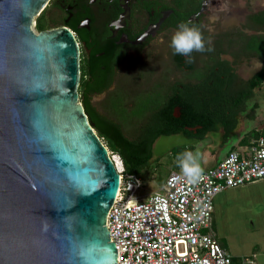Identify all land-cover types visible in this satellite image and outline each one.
Masks as SVG:
<instances>
[{"label": "water", "instance_id": "obj_1", "mask_svg": "<svg viewBox=\"0 0 264 264\" xmlns=\"http://www.w3.org/2000/svg\"><path fill=\"white\" fill-rule=\"evenodd\" d=\"M49 2L0 0V264H117L120 176L80 102L74 33L32 29Z\"/></svg>", "mask_w": 264, "mask_h": 264}, {"label": "flooded vegetation", "instance_id": "obj_2", "mask_svg": "<svg viewBox=\"0 0 264 264\" xmlns=\"http://www.w3.org/2000/svg\"><path fill=\"white\" fill-rule=\"evenodd\" d=\"M226 1L202 0L198 10L187 16L189 9L178 8L171 0L49 3L63 23L76 27L72 32L79 48L80 83H85L83 103L122 134L142 142L153 136L211 132L196 122L199 114L213 125V91L224 78L234 80V85L242 79L238 69L248 59L246 49H239V55L227 51L226 30L212 36L208 29L207 15L222 10L231 17L234 9ZM181 24L200 31L203 51H193L190 57L173 54L170 41ZM256 57L249 59L251 64L257 63ZM222 100L224 104L229 97ZM249 111H256L253 102L236 110L231 134L239 131L241 117Z\"/></svg>", "mask_w": 264, "mask_h": 264}, {"label": "built area", "instance_id": "obj_3", "mask_svg": "<svg viewBox=\"0 0 264 264\" xmlns=\"http://www.w3.org/2000/svg\"><path fill=\"white\" fill-rule=\"evenodd\" d=\"M109 155L120 176L106 222L117 264H232L210 232L213 201L226 189L264 179L262 137L251 140L242 154L228 152L197 183L173 172L160 191L147 196L137 195L142 181L125 172L120 156Z\"/></svg>", "mask_w": 264, "mask_h": 264}, {"label": "rangeland", "instance_id": "obj_4", "mask_svg": "<svg viewBox=\"0 0 264 264\" xmlns=\"http://www.w3.org/2000/svg\"><path fill=\"white\" fill-rule=\"evenodd\" d=\"M224 1L226 0H223V2ZM226 4L234 9V12L232 13L231 11L232 14L230 13L228 15H231V17L227 18V14L222 10L213 12V14L209 13L210 15H207L208 18L206 19L207 26L210 31H213L212 36L222 34V32L224 33L226 30L225 32L229 34V39L226 41L229 47L227 51H229V53L230 51L233 52V55H239L237 51L240 47H244L251 37L260 39L264 37V26L256 28L251 22L252 15L264 11V0H228ZM32 29L37 32L35 26H32ZM258 42V45L264 43L261 42V40ZM262 47H264V44ZM247 58L246 62H243L242 66L238 69V73L241 75L242 80L248 79L261 67V58L256 57L258 58V60H256L257 63L253 61L252 64L249 59H254V57L248 56ZM252 102L253 106H256V111L253 113L252 118L250 119L248 115L242 116L239 131L236 132V135H232L224 146H221L222 138L220 132H209L203 139L183 134L163 135L158 137L152 145L150 159L148 160L146 168L139 173V178L142 181V188L137 192V195L147 196L154 192H158L171 173H181L176 160L178 154L186 151H191L194 154L198 153V162L203 171L209 169L215 158L222 159L224 154L235 146L238 140L237 138H239V136L241 137L244 131L248 130L249 127H258L260 122L264 120V87L263 89L260 88L256 90L255 98L250 100L247 105L250 106ZM92 103L95 102L92 101ZM102 142L104 143V141ZM113 154L115 155L116 153ZM248 233H250V231H244L242 228L228 229L226 240H228V252L231 255H233L236 250L234 246L236 244H234L235 242L233 241H249L251 243L254 241L262 242L261 234L259 233H253L249 239L242 240L246 238V234ZM231 240L233 241L230 243ZM250 256L251 255H240L239 258L242 260V258H249Z\"/></svg>", "mask_w": 264, "mask_h": 264}, {"label": "trees", "instance_id": "obj_5", "mask_svg": "<svg viewBox=\"0 0 264 264\" xmlns=\"http://www.w3.org/2000/svg\"><path fill=\"white\" fill-rule=\"evenodd\" d=\"M175 6L181 9H189L185 14L186 16L192 12H196L200 7L202 0H171ZM53 3H49L45 9L39 14V16L35 19V29L37 32L49 30L58 27H67L71 31H76L75 25L65 24L62 19L57 17L53 12ZM55 17V18H54ZM251 22L254 24L253 26L263 27L264 26V11L258 14H254L251 16ZM264 42V37L255 38L251 37L246 46L242 47L246 49V55L251 57H259L261 58V67L248 79H239L234 85V80L227 81V78H224L222 82L216 87V91H213L214 96L216 98L215 104V119L212 120L213 125L209 120L205 118V116L199 114V119L196 121L197 123L205 126L206 130L211 132L218 133L221 129V143L227 142L233 134L232 125H233V115L236 110L239 108L242 110L247 106L248 102L254 97L255 88L263 89L264 87V47L262 43L258 45V41ZM241 47L239 49H242ZM225 74V72H224ZM238 82V83H237ZM84 82L81 81L80 86L78 88L80 102L84 107V111L88 117L89 122L92 124L93 129L98 135L101 141H104L106 147L112 153H116L120 156L125 172L128 174H133L135 176H139V173L143 171L150 159L151 148L154 144L155 140L160 136H153L147 140H143L135 142L130 139L131 137L122 134L118 127H115L114 124L109 121L99 118L97 113L90 107L89 104L83 103L82 94ZM229 97V101L226 103H222V97ZM237 108V109H236ZM247 115L249 118H252L253 111H249ZM198 115V114H197ZM247 116V117H248ZM198 118V116H197ZM208 122L210 123L208 125ZM210 127V129H208ZM186 136H195L197 138L203 139L205 135H188ZM236 135V134H235ZM262 137L264 139V120L260 126V128H253L249 131H244L241 137L237 138L239 141L231 148L230 151H236L240 154L244 153L248 148L250 141ZM232 261V259H231ZM233 264V263H232Z\"/></svg>", "mask_w": 264, "mask_h": 264}, {"label": "crops", "instance_id": "obj_6", "mask_svg": "<svg viewBox=\"0 0 264 264\" xmlns=\"http://www.w3.org/2000/svg\"><path fill=\"white\" fill-rule=\"evenodd\" d=\"M262 122L257 128H260ZM253 128L255 127H249L246 131ZM227 153L228 151L224 154V157ZM220 160V158H215L209 168L214 167ZM229 228H242L244 231H250L246 234V238L242 240L249 239L253 233H259L262 242L254 241L251 243L249 241L231 240L230 243L233 241L236 244L234 245L236 250L231 255L228 252L229 246L227 245L228 240H226ZM210 232L231 256L233 264H264V179L237 188L226 189L218 194L213 201ZM240 255L251 256L241 260Z\"/></svg>", "mask_w": 264, "mask_h": 264}, {"label": "clouds", "instance_id": "obj_7", "mask_svg": "<svg viewBox=\"0 0 264 264\" xmlns=\"http://www.w3.org/2000/svg\"><path fill=\"white\" fill-rule=\"evenodd\" d=\"M169 46L173 49V54L190 57L193 51L204 50V41L198 29L181 24L178 31L172 36ZM189 62L191 61L189 60ZM198 156V153L194 154L191 151L177 155V166L186 183H197L202 177L203 170L198 162Z\"/></svg>", "mask_w": 264, "mask_h": 264}, {"label": "bare ground", "instance_id": "obj_8", "mask_svg": "<svg viewBox=\"0 0 264 264\" xmlns=\"http://www.w3.org/2000/svg\"><path fill=\"white\" fill-rule=\"evenodd\" d=\"M113 159H114L113 161L116 162L117 168L120 169L121 166H120V162H119V160H117L116 158H113Z\"/></svg>", "mask_w": 264, "mask_h": 264}]
</instances>
